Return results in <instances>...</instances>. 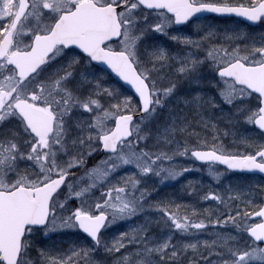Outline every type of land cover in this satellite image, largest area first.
Returning <instances> with one entry per match:
<instances>
[{
    "label": "snow or ice",
    "instance_id": "snow-or-ice-1",
    "mask_svg": "<svg viewBox=\"0 0 264 264\" xmlns=\"http://www.w3.org/2000/svg\"><path fill=\"white\" fill-rule=\"evenodd\" d=\"M231 17L264 0H0V264H264V183L152 196L177 157L264 182V31Z\"/></svg>",
    "mask_w": 264,
    "mask_h": 264
},
{
    "label": "rangeland",
    "instance_id": "rangeland-1",
    "mask_svg": "<svg viewBox=\"0 0 264 264\" xmlns=\"http://www.w3.org/2000/svg\"><path fill=\"white\" fill-rule=\"evenodd\" d=\"M236 20H228V19H215L209 20L208 23L216 26L221 32L227 28H236L237 27ZM239 27L244 29L245 31L252 32L254 34H258L259 32L264 31V26H256V27H248L245 29V25L239 22ZM166 39V38H162ZM170 44L171 41H168ZM249 126L241 125L238 126L236 131L241 135H246L244 129ZM221 129L223 130V124H221ZM225 145L228 146L231 144V137L228 140L224 141ZM177 163L182 164L185 167H192L193 170L184 173L181 177H179L176 181H168L166 182L167 186H159V195L156 192L152 193L154 199H171L175 200L177 204H185L194 206V208L198 211H203L206 208L215 209L217 204L215 201H203L201 197L209 191V187L216 191H220L224 187H226L229 183L233 185H246L249 182L260 184L264 183L261 181L260 177L257 176H249V175H239L225 171L220 167H215L214 170L224 173L220 180L217 181L214 177L209 176L207 172V166H201L196 164L193 160H188L187 158L177 157ZM196 169H199L197 171ZM153 185H159V181L152 177L148 181V186L151 188ZM259 189L257 188V191ZM191 193H195L192 195ZM193 207H189L187 209V214L191 215L193 212ZM180 214L183 216L185 214L184 210H181ZM150 217L155 220L157 218V214L155 212L149 213ZM203 218V217H201ZM143 221V216L139 219L133 218L129 222H118L117 225L113 226V231L110 234L111 236H118L121 232L128 231L130 226H139V224ZM211 231V229H209ZM152 232L159 234L160 229L156 226H153ZM200 240L209 239L206 233L201 234L199 237ZM189 254H191V250H189ZM107 259L103 250L94 253V260L96 261H104Z\"/></svg>",
    "mask_w": 264,
    "mask_h": 264
},
{
    "label": "water",
    "instance_id": "water-1",
    "mask_svg": "<svg viewBox=\"0 0 264 264\" xmlns=\"http://www.w3.org/2000/svg\"><path fill=\"white\" fill-rule=\"evenodd\" d=\"M234 18H236V17H234ZM238 19H240L241 21L245 22L246 24H248L250 26H254V25L250 24V22H247V21L242 20V18H238ZM197 162H199V161H197ZM199 163H201V162H199ZM220 166L224 168V166H222V165H220ZM236 173H240V172H236ZM243 174H250V173H243ZM251 175H253V174H251ZM255 175L261 176V174H259V173H256Z\"/></svg>",
    "mask_w": 264,
    "mask_h": 264
}]
</instances>
